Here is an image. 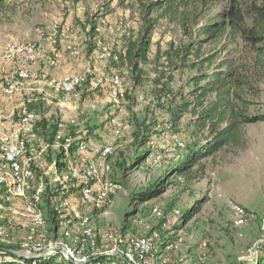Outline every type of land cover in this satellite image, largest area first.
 Here are the masks:
<instances>
[{"label":"rangeland","instance_id":"374dc122","mask_svg":"<svg viewBox=\"0 0 264 264\" xmlns=\"http://www.w3.org/2000/svg\"><path fill=\"white\" fill-rule=\"evenodd\" d=\"M155 14L142 17L136 0H10L0 9V46L35 40L36 29L40 27L62 24L71 27L82 22L89 27L90 40L82 53L74 57L90 65V69H80L88 72V79L64 104L69 105L73 116L65 117V107L60 109L59 104V109L52 108L49 115L43 114L44 107L37 102L34 107L30 104V110L62 122L65 135H78L87 130L84 138L88 142L91 138L95 146L111 137L106 124L112 115L120 116L129 126L132 140L118 139L109 159L110 177L120 188L107 206L94 212L92 226L98 236L95 243L88 241L85 245L88 251L80 254L102 251L101 236L106 231L124 242L150 232L160 233L161 221L151 215L157 207L165 216L172 217L175 212L180 220L190 216L186 222L180 221V227L172 226L171 232L160 233L154 243L159 259H167L169 264H256L263 255L264 244V122L243 128V142L238 149L220 151L184 173L175 174L172 169L183 148L171 152L160 162L153 160L155 151L173 145L172 136L185 144L189 140V113H184L178 125L172 124L166 132L156 128L163 122H172L169 114L157 106L159 97L155 90L162 85L154 83L158 70L153 61L157 48L165 50L170 42L177 45L185 38L176 24L159 19L149 32L151 61L143 65L145 72L139 84L134 83V74L128 67H116L115 63L119 53L124 52L127 40L136 37ZM92 26L98 29L92 31ZM114 38L120 40L122 46L112 53L115 56L105 60L95 57L98 43H109ZM1 67L7 66L0 65L3 70ZM168 74H172L171 80ZM114 75L120 82L116 95L111 92L109 80ZM188 75L187 71H166L161 82L176 91L184 85ZM261 90L259 109L264 112V80ZM50 125L53 123L47 122V135H42L38 125L41 141L35 145L38 150L43 148L42 156L47 164L60 156L52 147L55 129ZM96 129L100 132L93 134ZM145 152L146 157L137 162ZM40 174L48 191L53 172L48 169L46 174L43 171ZM236 204L246 209L242 225L235 223L233 207ZM48 220V239L70 243L60 232H54L51 218ZM0 224L8 227L9 237L15 242L5 246V242L0 241V248H19L27 229L6 210L0 211ZM69 246L74 248L73 243Z\"/></svg>","mask_w":264,"mask_h":264},{"label":"built area","instance_id":"2783aa9c","mask_svg":"<svg viewBox=\"0 0 264 264\" xmlns=\"http://www.w3.org/2000/svg\"><path fill=\"white\" fill-rule=\"evenodd\" d=\"M36 36L32 41L0 46V65L8 68L2 81L0 99V211H8L27 229L19 248H3L2 251L9 254H0V263L19 258H42L73 264H119V259L127 264H169L167 259L157 257L154 243L164 230L171 232L172 225L180 222V216L176 212L172 217L165 216L157 207L153 208L151 215L160 219V233L150 232L124 242L106 231L101 236L102 251L80 254L88 251L86 243H95L98 236L92 226L94 212L107 206L120 188L118 182L110 177L109 159L116 148V141L132 139L129 126L118 115H112L106 124L111 137L95 147L83 137L65 135L62 122L47 119L55 125L52 147L60 156L51 164L43 160V148L38 150L35 145L41 141L38 125L44 117L26 106L5 112L3 102L11 100L25 84L49 82L59 94V107L63 108L76 88L87 81L88 72L80 71L49 80L47 73L39 67V61L44 60L55 68L67 55L78 57L90 40V34L89 27L82 22L71 27L65 24L40 27L36 29ZM121 47L120 40L115 38L109 43L99 42L95 57L105 60ZM109 80L111 92L116 95L119 79L114 75ZM156 128L166 132L172 124L163 122ZM172 139L171 147L155 151V161L160 162L176 149L184 148L183 141L175 136ZM48 169L53 175L49 178L47 191L40 172L46 174ZM233 209L235 223L244 224L246 209L239 204ZM48 217L52 220L54 232H60L73 243L74 248L68 242L48 239ZM9 236L8 227L0 224V241L5 242V246L15 244Z\"/></svg>","mask_w":264,"mask_h":264},{"label":"trees","instance_id":"16d2710c","mask_svg":"<svg viewBox=\"0 0 264 264\" xmlns=\"http://www.w3.org/2000/svg\"><path fill=\"white\" fill-rule=\"evenodd\" d=\"M7 1L10 0H0V9ZM136 3L142 17L156 14L136 37L127 40L115 63L116 67L130 69L135 84L140 83L145 72L143 65L151 61L149 32L159 19L176 24L185 38L177 45L170 42L165 50L157 48L153 58L158 70L154 83L162 85L155 90L159 97L157 106L169 114L175 126L184 113H189V140L184 143L173 172L184 173L202 159L238 149L243 142V128L264 122L258 101L264 80V0H136ZM161 58L162 62H157ZM166 71H187L189 75L184 85L173 91L166 82H161ZM167 77L171 80L172 74ZM39 126L42 135H47L45 117ZM50 126L56 129L54 124ZM143 154L137 162L148 153ZM152 157L154 160V153ZM187 217L182 219L186 222ZM172 226L181 225L179 222ZM2 250L1 255L9 254ZM262 252L256 264H264V244ZM118 262L127 264L122 259ZM64 263L55 259L19 258L0 264Z\"/></svg>","mask_w":264,"mask_h":264},{"label":"crops","instance_id":"0c3cea01","mask_svg":"<svg viewBox=\"0 0 264 264\" xmlns=\"http://www.w3.org/2000/svg\"><path fill=\"white\" fill-rule=\"evenodd\" d=\"M37 37V36H36ZM34 36V38H36ZM47 47V45H46ZM49 49V47H48ZM77 60V59H76ZM74 57H71L70 55H67L64 59H62L59 63V65L55 68L50 67L47 65V63L44 60L39 61V67L48 75L49 80H58L64 76L79 72L80 69L86 68L90 69V65L86 62H83L82 59L80 61H76ZM3 70L0 69V99L1 98V85H2V78L7 72V67H1ZM59 94L55 91L53 85L49 82H45L43 84H25L20 92H18L11 100L4 101L3 102V109L5 112H10L13 110H17L20 107H28L30 109V104H33L32 107H34L37 103H40L41 107H44V115H49L51 113V109L55 108L56 110L59 109L58 102ZM35 102V103H31ZM64 108V115L65 117H71L73 116L72 110H69V105ZM63 109V108H61ZM55 110V111H56ZM40 111V110H38ZM44 117V116H43ZM61 117V115H60ZM47 119V118H46ZM67 119V118H66ZM87 130L81 131L80 134H78V137H83ZM100 132V129H96L93 131V134ZM88 137V135H87ZM92 139H89V144L95 147ZM104 142L101 141L100 143Z\"/></svg>","mask_w":264,"mask_h":264}]
</instances>
